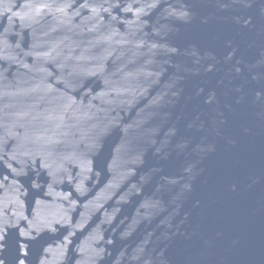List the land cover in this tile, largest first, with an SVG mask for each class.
Returning <instances> with one entry per match:
<instances>
[{
  "label": "water",
  "instance_id": "water-1",
  "mask_svg": "<svg viewBox=\"0 0 264 264\" xmlns=\"http://www.w3.org/2000/svg\"><path fill=\"white\" fill-rule=\"evenodd\" d=\"M0 264H264V0H0Z\"/></svg>",
  "mask_w": 264,
  "mask_h": 264
}]
</instances>
